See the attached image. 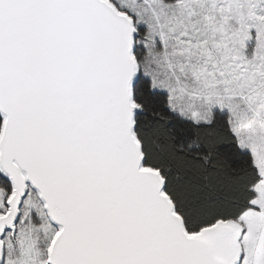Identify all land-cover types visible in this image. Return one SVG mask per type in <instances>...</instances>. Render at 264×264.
<instances>
[{
  "label": "snow or ice",
  "instance_id": "obj_1",
  "mask_svg": "<svg viewBox=\"0 0 264 264\" xmlns=\"http://www.w3.org/2000/svg\"><path fill=\"white\" fill-rule=\"evenodd\" d=\"M0 264H264V0H0Z\"/></svg>",
  "mask_w": 264,
  "mask_h": 264
}]
</instances>
